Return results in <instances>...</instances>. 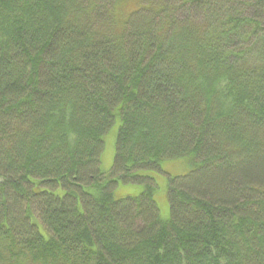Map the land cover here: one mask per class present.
I'll use <instances>...</instances> for the list:
<instances>
[{"label": "trees", "instance_id": "trees-1", "mask_svg": "<svg viewBox=\"0 0 264 264\" xmlns=\"http://www.w3.org/2000/svg\"><path fill=\"white\" fill-rule=\"evenodd\" d=\"M129 1L0 0V264H264V0Z\"/></svg>", "mask_w": 264, "mask_h": 264}, {"label": "rangeland", "instance_id": "rangeland-1", "mask_svg": "<svg viewBox=\"0 0 264 264\" xmlns=\"http://www.w3.org/2000/svg\"><path fill=\"white\" fill-rule=\"evenodd\" d=\"M121 8L120 13L123 15L132 11L135 8V3L126 0ZM122 15V14H121ZM125 17H121V20H125ZM121 121L120 117L117 116L113 125L104 136L105 146L101 154V170L109 175L112 171L115 155H116V144L118 138V132ZM192 164L188 158L182 159H166L161 162V170L150 169L139 171L140 175L152 177L156 183V194L155 198L159 206L161 215L164 219H169L171 216L170 202L168 198V181L170 176H182L190 172ZM143 189L141 184L137 183H126L119 181L118 185L113 190L115 197L133 196L138 195ZM60 194V191H58Z\"/></svg>", "mask_w": 264, "mask_h": 264}]
</instances>
